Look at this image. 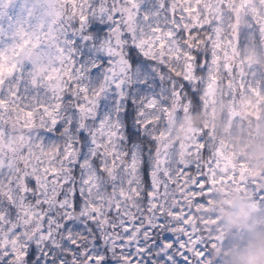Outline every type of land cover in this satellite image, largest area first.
I'll return each instance as SVG.
<instances>
[{
    "label": "snow or ice",
    "instance_id": "obj_1",
    "mask_svg": "<svg viewBox=\"0 0 264 264\" xmlns=\"http://www.w3.org/2000/svg\"><path fill=\"white\" fill-rule=\"evenodd\" d=\"M230 3L0 0V264H213V192L264 210L243 154L165 135L218 92L264 109V0L224 41Z\"/></svg>",
    "mask_w": 264,
    "mask_h": 264
},
{
    "label": "rangeland",
    "instance_id": "obj_2",
    "mask_svg": "<svg viewBox=\"0 0 264 264\" xmlns=\"http://www.w3.org/2000/svg\"><path fill=\"white\" fill-rule=\"evenodd\" d=\"M229 7L235 8L238 16L235 19L229 15L225 18L224 24L221 25L220 31L227 41L228 27L233 23L244 24L247 17L243 11L240 0H232ZM246 59L253 63L264 65V52H258L254 48H248L243 53ZM251 104V106H249ZM237 112L242 115V119L237 120L233 117V113ZM194 112L191 108L172 123L171 127L165 130L168 143L176 144L188 143L193 136L202 129H210L217 141H222L234 149L237 153L243 154L245 163L249 167V175L255 176L256 162L254 159L255 148H263L264 144V109L258 108L255 98L247 97L241 99H233L226 93H216L208 102L200 105L198 118L195 119ZM259 116L257 120L255 117ZM261 173H264V161L262 162ZM242 197L243 202H253L248 195L237 192L231 185H221L212 194L211 205L206 208H213V216L203 214L202 218L208 220L213 219L214 234L222 233V243L217 245L214 253V260L218 264L225 263V253L229 254L236 246H242L248 242L253 234H264L262 230L264 225V210H259L257 214H251V218L244 219L236 226L229 227V224L221 222L222 211L226 213H235L236 210L229 208V203L233 198ZM243 195V196H242ZM221 220V221H220ZM221 262V263H220Z\"/></svg>",
    "mask_w": 264,
    "mask_h": 264
},
{
    "label": "clouds",
    "instance_id": "obj_3",
    "mask_svg": "<svg viewBox=\"0 0 264 264\" xmlns=\"http://www.w3.org/2000/svg\"><path fill=\"white\" fill-rule=\"evenodd\" d=\"M247 215V207L241 205L235 213H228L229 227L238 225ZM227 264H264V234H253L248 242L236 246Z\"/></svg>",
    "mask_w": 264,
    "mask_h": 264
},
{
    "label": "flooded vegetation",
    "instance_id": "obj_4",
    "mask_svg": "<svg viewBox=\"0 0 264 264\" xmlns=\"http://www.w3.org/2000/svg\"><path fill=\"white\" fill-rule=\"evenodd\" d=\"M262 135H263V137H264V134L262 133ZM263 148H264V144H263ZM255 162H256V164H255V170L257 171V173L255 174V176L256 175H259V174H261V167L263 166L262 165V162L264 161V149H260V148H255V152H254V159H253ZM243 196V195H242ZM238 197H240L241 199H242V197L240 196V195H238ZM221 211H222V217H221V222H223V223H226V224H228V216H227V214L228 213H226L225 211H223V208H221L220 209ZM232 210H235V209H232ZM237 211V210H236ZM260 211L259 210H256V212L254 211V213H250L249 215H247V217H245L244 218V221L245 220H247V219H249V218H251V214H257V213H259ZM203 214L205 215V214H210L211 215V217L213 216V208L211 209V208H205V210H204V212H203ZM200 218H202V217H200ZM209 221V223H213L212 221H213V219H209L208 220ZM262 227H263V231H264V225H262ZM219 234L221 235V237H222V233L221 232H219ZM231 258V256L229 255V254H226L225 253V263L227 264V261L229 260ZM218 261V260H217ZM217 261H215L214 260V258H213V264H218L217 263ZM224 262V261H223ZM222 262V263H223ZM221 263V262H220ZM221 263V264H222Z\"/></svg>",
    "mask_w": 264,
    "mask_h": 264
},
{
    "label": "water",
    "instance_id": "obj_5",
    "mask_svg": "<svg viewBox=\"0 0 264 264\" xmlns=\"http://www.w3.org/2000/svg\"><path fill=\"white\" fill-rule=\"evenodd\" d=\"M241 205L247 207V215H249L250 213H254V211L256 212L257 210L254 208L253 202H243V200L240 197L233 198V200L229 203V208L238 210Z\"/></svg>",
    "mask_w": 264,
    "mask_h": 264
},
{
    "label": "trees",
    "instance_id": "obj_6",
    "mask_svg": "<svg viewBox=\"0 0 264 264\" xmlns=\"http://www.w3.org/2000/svg\"><path fill=\"white\" fill-rule=\"evenodd\" d=\"M261 53H263V52H261ZM191 111L194 112V114H196V115L194 116V118L197 119V118H198L197 113H198V111H200V106H198V107H197L196 109H194V110L191 109Z\"/></svg>",
    "mask_w": 264,
    "mask_h": 264
}]
</instances>
